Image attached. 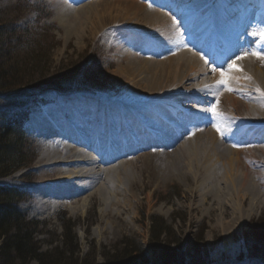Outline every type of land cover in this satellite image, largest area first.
<instances>
[{
	"label": "rangeland",
	"instance_id": "obj_1",
	"mask_svg": "<svg viewBox=\"0 0 264 264\" xmlns=\"http://www.w3.org/2000/svg\"><path fill=\"white\" fill-rule=\"evenodd\" d=\"M39 1H45L50 5L53 14L48 28L39 32L35 40L36 43L42 44L43 57L39 60H46V77L50 75L48 78H51L53 77L51 75H56L60 71L59 68L66 69L77 65L79 67L76 70L78 72L77 76L68 74L61 77V79L54 76L56 77L54 81L59 79L61 84L66 82V87H69L68 83H72L73 87L70 86V88L83 87L107 93L100 96V104L112 107L115 104V108L119 109L124 107V101H127L131 94L123 83V75L126 74L118 69L119 64L124 67L127 66L126 60L129 55L134 56L137 54L135 56H138L140 60L154 63L148 65V67L154 69L156 62H166L169 59L181 58L187 54L185 47L181 46L179 42V27L172 21L180 22L183 19H180V15L170 14L166 9L150 2L152 0L110 2L90 0V5L97 6L89 7V9H84L79 13L77 11L76 13L72 12L67 5L69 4L72 9H81V5L74 6L69 3V0ZM193 1L198 5L205 2V0H188L184 4ZM258 1L261 3L263 0ZM141 5H145V8H142ZM204 10L205 8L201 7L199 16L206 13ZM155 11L158 13L167 11L168 15L165 17L167 21L170 20L173 24V27H169L167 30L174 29L170 31L169 40L160 39L161 35H158L157 30L153 32L147 30L152 25L146 23V13L151 14ZM65 12L72 14V16L65 18ZM121 13L126 14L128 17L131 15L132 18L134 14L139 13L141 20L136 22L133 18L132 21L126 23L128 29H122L119 23L116 22L123 19H117L118 16H121ZM194 14L195 11H191L185 17V20H190ZM0 19L21 32L16 35L18 41H13L12 47L15 51L11 56L14 62L23 61L24 52L32 50V48L23 45L26 40H32L30 36L24 34L27 33L24 30L29 29L30 34L33 33L34 16L24 12L22 7H18L15 0H0ZM91 21L95 23L94 27L96 28L93 32H91L92 27H90ZM79 25L83 28L82 33ZM104 25L106 28L115 27L112 30H105L106 28L102 30L101 28ZM249 27L250 33L247 36L251 39V43L260 44L258 39L263 37L260 34L261 32H258L257 35L255 33V36H253L250 23ZM51 29L54 30L51 31ZM134 32L141 35L134 36ZM252 52L256 55L253 65L264 71V59L259 58L264 56V44H260ZM90 61L92 62L90 63ZM77 62L79 63L77 64ZM97 62L103 63V65H101L100 74L91 77V80L95 81V83H91L92 81H89L85 74L81 76V73L86 69V64H90L89 68L94 69V66L97 68ZM138 66V63H134V67ZM51 68L56 69V71L52 72ZM245 69L247 67L243 65L242 70ZM203 76L204 74H202ZM35 77L38 78V75ZM208 77L213 78L210 74ZM71 80L76 82H71ZM200 83V80L195 81V84ZM172 88L169 85V91L165 94H172L174 92H172ZM181 88L183 87H178V89ZM203 90L205 91V88ZM224 91L225 89H222L220 92ZM199 94L195 93V96H199ZM230 97L228 95L224 97V100L217 106L218 112H232L231 101L234 98ZM65 100H60L58 103L54 102L45 107L37 106V112L31 113L28 122L29 152L27 153L33 155V165L30 169L21 173H14L9 178L0 179V187L9 186L19 190V194L24 195L17 202V210L26 217L27 221L35 222L38 225V235L35 236V241L41 244L43 252L61 247L64 238L62 236L65 229L69 227L79 248V251L75 254L79 264L121 263L116 260H122L126 264L128 262L125 260L129 258L132 259V264H155L160 258L162 259L160 264H183L179 260L181 258L186 259L185 264H192V262L194 264H264L259 260L254 261L258 257L261 259L260 256H263L264 259V203H261L262 206L254 213H234L231 207L220 205L224 198L220 197L217 200L215 191L211 189L213 188L210 185L212 183H209L205 172L202 171L195 180L191 174L185 175V171H178L180 166L176 169L173 166L160 169L157 167L158 163H156L159 159H155L159 158L157 156L151 158L141 157L131 163L134 164L133 166L127 168V170L130 169V173L135 178L132 188H128L132 193L129 202L130 205L132 204V208L121 210L119 216H115L114 213H102L104 206L98 193L90 198L84 213L80 212L79 205L68 204L69 206H64L63 203L69 201L64 199H59L58 206L53 210L54 212L44 214L39 209H35L38 194L33 186L37 183L40 171L43 169L42 166L37 165L43 153L39 152L38 149L41 138L38 136L36 129L41 125L39 124L41 121L53 120L57 124L56 120L59 115L63 113L64 109L68 108L65 104L71 103ZM187 100L189 99L186 98L183 101L184 105L182 107L190 105L186 102ZM183 102L177 103V105L181 106ZM247 102L246 99L238 100L236 104L237 109L240 113L243 112V115L245 108L249 106ZM89 105L93 106L95 111L100 108L97 104L89 103ZM59 109L61 111H58ZM123 113L119 111L117 117H114L115 119L109 121V123L120 122L122 125ZM144 119L153 122L145 116ZM215 126L221 136L228 137L233 133V129L229 127V122L224 116L217 117ZM170 129L168 128L169 133L175 136ZM196 138L197 136L183 135L181 140H188V143H193ZM52 148L48 147V150ZM253 148V156L258 160H263L258 149ZM253 170L258 175L263 174V170L258 166H254ZM57 177L58 174L55 170L50 173L48 181L54 183L51 191L59 192L62 189V185L55 184ZM203 178H206L207 181H203ZM263 190V187L260 188L261 194H264ZM51 198L52 194L48 193L44 200L50 201ZM123 198L124 195L119 193L118 200L123 201ZM249 203L250 201L243 203L246 210L249 208ZM75 207L78 209L73 211ZM62 213L65 221H69L65 225L61 221ZM48 214L51 215L48 217ZM240 217H243L244 222L242 224L239 223ZM154 221H156V224L163 226L160 236H158L159 230H153ZM111 226L114 228H111ZM106 228H109L108 231H105ZM4 239L0 240V248ZM248 256L253 260L249 261ZM164 258L166 259L164 260ZM143 260H147V262ZM30 264L39 263L34 261Z\"/></svg>",
	"mask_w": 264,
	"mask_h": 264
},
{
	"label": "bare ground",
	"instance_id": "obj_2",
	"mask_svg": "<svg viewBox=\"0 0 264 264\" xmlns=\"http://www.w3.org/2000/svg\"><path fill=\"white\" fill-rule=\"evenodd\" d=\"M80 1L83 0H77V2ZM157 1L158 0H152V3H156ZM160 1L166 2L167 0ZM226 1L227 4L225 6H228L230 1L235 0ZM250 4L253 5L250 7L255 9L259 6L258 2L254 0L249 1L248 5ZM92 6L97 5L89 4L77 12L79 13V11L89 9V7ZM242 6L247 10L246 3ZM141 7L145 8V5H141ZM243 7L232 11L233 18L236 13H241L242 10H244ZM179 8L180 6L178 7V11ZM183 8V13L189 10L186 6H183ZM263 8L264 7L259 11V14L264 12ZM209 14L210 13H207L208 20L210 18L215 19ZM232 15L230 18H232ZM245 15L246 14L243 13V16ZM69 16H72V14L65 12L64 17L68 18ZM138 16L140 17L139 13L133 15L134 21L136 20V22H138L141 20V17L139 18ZM121 18L123 19L121 20ZM133 18L131 15L128 17L126 14L121 13V16L117 17V19L121 21L116 22L119 23L122 29L126 30L128 29L126 28V23L132 21ZM145 20L146 23L152 25L147 29L148 31L153 32L157 30L156 32L158 35H161L160 39H170V31L174 29L167 30V28L173 27V24H171L170 20L167 21L163 12L146 13ZM203 22L202 20V22L199 21L195 24V26L197 25V31L193 34H199L201 32L200 30H203L205 33L209 32V25H204V27H202L204 24ZM79 26L81 29L80 32L82 33L83 28L81 25ZM94 26L95 23L91 21V32L96 29ZM114 27L115 26L106 28L104 25L101 29L104 30V28H106L105 30H112ZM186 28L191 30V25H188ZM133 34L134 36L141 35L137 32ZM201 43L202 41L197 39L194 49H198ZM216 47V45L212 46L213 50ZM135 55H129L126 60L127 66L124 67L119 64L120 67L118 70L126 74L123 75V83L131 94L128 100L123 103L125 106L126 124L131 123V121L135 124L136 122L140 123L141 126L147 128L146 131L149 136H151L152 143L148 145L147 152L143 158L157 156L159 158L155 159H159L156 161V163H158V168L164 169L173 166V168L176 169L180 166L178 171H185V175L191 174L195 180L203 171L206 173V177L208 176L209 183H212L210 184L213 187L211 189L215 191L217 200L220 199V197L224 198L220 204L222 207H231L234 213H254L255 210H258L260 206H262L261 203H264V194H261L260 191V188L263 187L264 189V140L258 137L259 135L264 136V95L261 94L264 93V71L259 68L257 69L256 65H253V60L243 62L247 67V69H245L247 71L242 70L240 72L230 70L231 65L221 66V69H223L229 81L228 87L226 88L219 83L221 80L220 73L213 80L212 85L208 79H203L204 76L202 77V74H208L209 70H207V66L201 65L195 53L191 55L187 53L184 57L169 59L162 63L156 62L154 69L148 67L149 64L154 63L140 60L139 57ZM134 63H138L139 66L134 67ZM246 78L253 79L254 82L250 83ZM196 80H200L201 83L195 84ZM169 85L173 87L172 92H174L172 94H165L169 91ZM211 86H213L212 89ZM178 87L183 88L178 89ZM224 87L226 89V95L231 96L230 98L232 99L234 98L231 102L232 113H235V115L229 114L227 117L231 120V126L235 125L233 132L243 136L241 137V145H239L238 148L231 149L227 145V141L224 140L225 137H218V131L208 128V125L202 128L205 132L200 133L193 143L183 144L179 141L181 140L179 137V140H174L173 144L169 142L161 144L160 139L155 137V134L164 137L162 127H157L156 124L166 127L168 122L172 121V112L175 110L177 103L183 102L186 98L196 101L195 93H203L202 95H204V88L206 89L205 93H208L211 89L212 92L210 93L215 94ZM257 89L260 91H257ZM260 96L262 98H258ZM208 98L209 95L205 97L206 100H208ZM237 99L239 101L246 99L249 102H247L249 106L245 108L244 115L243 112L240 113L237 109ZM115 107L116 105H114L112 109H117ZM154 110L158 113V116L152 115ZM72 113L71 111L70 114ZM142 113L153 121L149 123L151 128L146 126V120L144 121L140 116ZM72 120V118L69 120L65 119L66 124L64 125V123H62L63 131L67 130L66 127H69L68 130H71V132L63 134V138L69 137L74 139V134L79 132V126H83V123L76 121L78 124H74ZM89 120H92V122H89L91 123V127H97L92 117ZM39 124L41 125L36 129L38 136L41 138V144H39L38 149L39 152L43 154H41L37 165L42 166L43 169L40 171L37 183L33 186L38 192V200L35 209H39L44 214L53 212L58 205L59 199H66L69 197L67 191L75 193L76 199L73 203L79 205L80 212L82 213L86 211L89 200L95 193L99 194L103 203V214L114 213L115 216H119L121 210H130L132 208V204L130 205L129 203L130 198H132V193L128 188H132L135 183V178L132 173H130V169L127 170V168L133 166L134 164L131 163L135 161L117 165L113 169H104L103 166H106L104 165L106 163L103 161L83 159L82 162H85L89 169L87 173H81L79 161L75 160L74 152L67 150L61 140L57 139V137L60 136L59 132H61V130H59L58 127L56 128V124L50 121H41ZM175 126H179L178 122L175 123ZM128 128L129 127H121L122 134L119 135V138H131L130 134H132L134 130L133 128H131V130ZM182 130V127H180L177 132L180 133ZM89 134L95 135L96 133L94 131H89ZM111 137H114L113 134ZM233 144L236 146V143ZM48 147H54L55 150H48ZM253 147L258 149L263 160H258L253 156ZM156 148L162 150L158 152L152 150ZM168 149H174L175 151L168 152ZM109 156L110 153H107L106 158H109ZM111 162L115 163L116 161ZM254 166H258L263 170V174H256L253 170ZM54 170L56 174H58L55 184H61L64 190H61L57 195H53L55 197H53L52 201H45L44 197L49 193L52 185H54V183L48 181L50 173ZM97 172L98 176L94 177L97 175ZM86 180H92L89 187H85L83 184V181ZM202 180L205 182L207 181L206 178ZM119 193L124 195L123 201L118 200ZM245 201H250L247 210L243 204ZM77 207L73 208V211H76V209H78ZM49 215L51 214L47 216L49 217ZM242 218L243 217H240L239 219L240 224L244 222ZM111 228L114 227L111 226ZM108 229L109 228H106L105 231H108ZM260 257L262 258L263 256ZM248 259L253 260L250 256H248Z\"/></svg>",
	"mask_w": 264,
	"mask_h": 264
},
{
	"label": "trees",
	"instance_id": "obj_3",
	"mask_svg": "<svg viewBox=\"0 0 264 264\" xmlns=\"http://www.w3.org/2000/svg\"><path fill=\"white\" fill-rule=\"evenodd\" d=\"M17 2L18 7H22V10L27 7L25 0H17ZM19 33L21 32L13 28L11 24L0 19V95L4 96L0 97V179L9 178L14 173L28 169L34 162L33 155L27 153L29 146L24 131V122L30 104L36 100V94H45L49 91L68 94L73 90H88L83 87L70 88V86L73 87L72 83H68L69 87H66L67 83L61 84V80H59L68 74L77 76L76 70L79 69L77 65L66 69L59 68L60 71L55 72L56 75H51L53 76L51 78H48L50 75L46 77V60H39L43 57V51L42 47H39L40 43L35 41H27L26 47L32 48V50L24 52L23 61L14 62L11 55L15 49L12 44L17 40L16 35ZM32 43L34 44L31 45ZM89 65H85L86 69L81 73V76L85 74L90 81L95 74H100L101 65H97V68L94 66V69L89 68ZM51 70L52 72L56 71L52 68ZM37 75L38 78L35 77ZM54 76L59 79L54 81L56 78ZM71 82L76 81L71 80ZM91 83H95V81ZM22 196L24 195L19 194L16 189L0 187V240L5 238L0 248V263L30 264L36 261L39 264H79L78 258L75 257L79 248L68 225L62 236L64 238L61 247H56L48 252L42 251L41 244L35 241V236L38 235V225L35 222L27 221L26 217L17 210V202L23 198ZM61 221L64 225L69 223V221H65L63 213ZM153 226L154 231L159 230L158 236H160L163 226L156 224V221ZM131 260V258L125 260L128 262L126 264H132ZM161 260L160 258L155 264H160ZM179 260L183 264L186 262L184 258ZM116 261L121 262L118 264L124 263L122 260ZM143 261L147 262V260ZM174 262L176 261L174 260Z\"/></svg>",
	"mask_w": 264,
	"mask_h": 264
},
{
	"label": "snow or ice",
	"instance_id": "obj_4",
	"mask_svg": "<svg viewBox=\"0 0 264 264\" xmlns=\"http://www.w3.org/2000/svg\"><path fill=\"white\" fill-rule=\"evenodd\" d=\"M262 36H264V30H261V33H260ZM251 55H255V53H250ZM240 57H238L239 59ZM260 59H264V56H261L259 57ZM201 59H203V57H201ZM205 63H207V61H205ZM230 70H233V71H242V69H240L238 66H236L235 64L231 65L230 66ZM213 71L215 72L216 69L214 68ZM221 75V80L219 81L220 84L224 85L226 88L228 87V78L225 76V72H221L220 73ZM231 90V89H229ZM257 91H260L259 89H257ZM262 95H264V93H261ZM204 111L206 112H212L213 116H218L219 113L216 112L215 108H211V109H204Z\"/></svg>",
	"mask_w": 264,
	"mask_h": 264
}]
</instances>
